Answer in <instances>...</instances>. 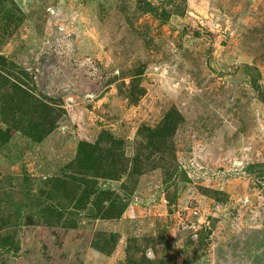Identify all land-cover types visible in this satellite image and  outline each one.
Masks as SVG:
<instances>
[{
	"label": "rangeland",
	"instance_id": "rangeland-1",
	"mask_svg": "<svg viewBox=\"0 0 264 264\" xmlns=\"http://www.w3.org/2000/svg\"><path fill=\"white\" fill-rule=\"evenodd\" d=\"M9 1L0 264H264V105L242 67L264 88V0H148L166 21L136 0ZM99 142L121 162L85 161ZM44 207L76 216L46 225Z\"/></svg>",
	"mask_w": 264,
	"mask_h": 264
},
{
	"label": "trees",
	"instance_id": "trees-1",
	"mask_svg": "<svg viewBox=\"0 0 264 264\" xmlns=\"http://www.w3.org/2000/svg\"><path fill=\"white\" fill-rule=\"evenodd\" d=\"M9 1V0H8ZM10 3H12V1H9ZM136 6L138 8V10L142 13L145 14H150L154 17L159 18L160 20L166 21L169 17V12L166 11L165 9L159 7V6H155L152 5L151 3L148 2V0H136ZM190 30V29H188ZM190 32H192L194 35H198L199 33L196 30H191ZM210 55V54H209ZM209 57V56H208ZM10 63L8 61H6L1 55H0V85H3L5 82H7L8 77L6 76L7 74H9L10 70ZM242 67L245 69L247 76H248V83L249 86L251 87L253 94L255 95V98L258 102H260L262 105H264V88L262 86V84L260 83V79H261V73L258 70L257 67L252 66L250 64H243ZM18 90L19 87L17 86V84H13V91ZM23 90V89H22ZM23 94H25V90L22 91ZM13 93V92H12ZM180 118H178V116H176L175 114L169 113L166 117H165V121L164 123L161 125V128L159 129H155V130H150L152 132L148 133V139H149V143L147 144V148L151 147L154 151L158 150V147L155 146V144H158V146L161 148L164 140L166 138H168L174 131L176 125L178 124ZM34 129H40V127L36 126L34 127ZM100 143L96 144L95 147H91V146H87V147H83L82 149L80 148V146L82 145L79 144V148L81 149V154H83L85 156V161H91L93 159V155L91 153V150L93 148L98 149V157H102V158H106L108 160V166H113L114 164H117L118 162H121V155L118 156L116 153H113L110 151V148L108 147H104L103 149L100 148ZM151 151V150H149ZM96 155V157H97ZM95 157V154H94ZM149 157H151L149 155ZM137 165H138V158H135ZM78 161V157L76 160L73 161V164H76ZM112 174L108 173V171H104L103 174L101 176L103 177H110ZM93 194L90 193V195ZM86 195V194H85ZM125 195L127 196V198L129 197L130 193L126 192ZM87 196V195H86ZM83 197V198H78V200H84L83 202H85L86 200H88L89 198L87 197ZM89 196V195H88ZM73 200L74 197L72 196ZM129 199V198H128ZM82 202V203H83ZM63 207V206H62ZM60 207V209H55V208H51V207H44L42 210L37 211L38 214L41 215L40 220L41 222L45 223L46 225H63L65 228H69V224H68V220L64 221L62 220L63 216H70V215H75L76 213L73 212L71 214L66 213L65 211H63ZM68 210V208H67ZM34 213L30 212L27 214L22 215L21 211L19 209H15L14 211V221L12 223L14 224H21L23 223V225H29L32 224L33 219H34ZM55 219V220H54ZM38 219H37V224H38ZM3 226V225H1ZM0 226V227H1ZM12 238H5L2 239L0 238V248L2 249H6V250H16V247L13 246V242H11Z\"/></svg>",
	"mask_w": 264,
	"mask_h": 264
}]
</instances>
